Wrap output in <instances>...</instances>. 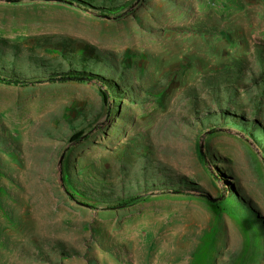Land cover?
I'll return each instance as SVG.
<instances>
[{
  "label": "rangeland",
  "instance_id": "rangeland-1",
  "mask_svg": "<svg viewBox=\"0 0 264 264\" xmlns=\"http://www.w3.org/2000/svg\"><path fill=\"white\" fill-rule=\"evenodd\" d=\"M0 264H264V0H0Z\"/></svg>",
  "mask_w": 264,
  "mask_h": 264
},
{
  "label": "trees",
  "instance_id": "trees-1",
  "mask_svg": "<svg viewBox=\"0 0 264 264\" xmlns=\"http://www.w3.org/2000/svg\"><path fill=\"white\" fill-rule=\"evenodd\" d=\"M63 1L71 2V1H75V0H63ZM77 74H79V75H84V74H82V73H77ZM2 79H3V80H9V79H7V78H2ZM12 81H15V80H12ZM102 93H103V96L105 97V96H106L105 92L102 91Z\"/></svg>",
  "mask_w": 264,
  "mask_h": 264
},
{
  "label": "bare ground",
  "instance_id": "bare-ground-1",
  "mask_svg": "<svg viewBox=\"0 0 264 264\" xmlns=\"http://www.w3.org/2000/svg\"><path fill=\"white\" fill-rule=\"evenodd\" d=\"M180 9H181V8H180ZM172 13H173V12H172ZM172 13H171V14H172ZM167 15H168V14H167ZM175 15H176V14H175ZM195 15H196V14H195ZM176 16H177V15H176ZM166 17H167V16H166ZM182 17H183V16H182ZM192 17H193V16H192ZM184 18H185V17H184ZM175 19H176V17H175ZM178 19H179V17H178ZM185 19H186V18H185ZM193 19H194V18H193ZM176 20H177V19H176ZM169 21H170V20H169ZM169 21H168V22H169ZM172 21H173V19H172ZM172 21H171V22H172ZM186 21H187V20H186ZM182 22H183V21H182ZM184 22H185V21H184ZM172 23H173V22H172ZM176 23H177V21H176ZM176 23H175V24H176ZM196 23H197V22H196ZM173 24H174V23H173ZM173 24H172V25H173ZM147 26H148V25H147ZM197 27H198V26H197ZM166 28H167V27H166ZM166 31H167V30H166ZM194 31H195V30H194ZM192 32H193V31H192ZM196 32H197V31H196ZM167 34H168V33H167ZM170 34H172V33H170ZM164 35H165V34H164ZM177 36H178V35H177ZM166 39H167V38H166ZM167 43H168V42H167Z\"/></svg>",
  "mask_w": 264,
  "mask_h": 264
},
{
  "label": "water",
  "instance_id": "water-1",
  "mask_svg": "<svg viewBox=\"0 0 264 264\" xmlns=\"http://www.w3.org/2000/svg\"><path fill=\"white\" fill-rule=\"evenodd\" d=\"M207 197H208L210 200H214L212 197H210V196H208V195H207Z\"/></svg>",
  "mask_w": 264,
  "mask_h": 264
}]
</instances>
